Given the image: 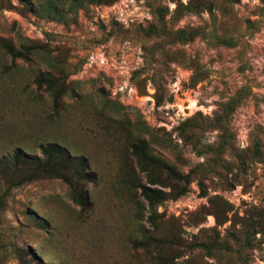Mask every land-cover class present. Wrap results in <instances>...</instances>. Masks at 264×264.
<instances>
[{
  "label": "rangeland",
  "instance_id": "374dc122",
  "mask_svg": "<svg viewBox=\"0 0 264 264\" xmlns=\"http://www.w3.org/2000/svg\"><path fill=\"white\" fill-rule=\"evenodd\" d=\"M187 1L0 0V166L15 153L40 158L47 146L85 164L73 188L39 179L7 197L4 174L0 264H154L156 254L166 264H241L240 257L264 264L259 234L242 256L209 257L194 246L215 230L228 238L231 222L216 227L203 210L210 197L226 200L238 217L264 208V157L239 182L234 166L221 168L227 186L213 175L207 197L193 182L186 195L154 211L139 189L146 176L131 146L143 143L187 173L206 163L204 151L221 140V117L233 151L222 154L223 162L234 163L235 153L249 158L256 143L264 150V0H210L212 15L185 13L175 21L177 4ZM155 7L166 9L169 31L194 28L205 37L166 44L163 55L158 40L139 32L155 23ZM6 44L27 48L28 59L12 60ZM46 74L55 79L51 92L37 83ZM235 103L227 114L225 105ZM74 195H82L83 206ZM148 237L153 243L141 246Z\"/></svg>",
  "mask_w": 264,
  "mask_h": 264
},
{
  "label": "trees",
  "instance_id": "16d2710c",
  "mask_svg": "<svg viewBox=\"0 0 264 264\" xmlns=\"http://www.w3.org/2000/svg\"><path fill=\"white\" fill-rule=\"evenodd\" d=\"M116 1L117 0H79L76 4L82 6L85 3L112 4ZM224 1L229 5H235L241 0ZM204 12H207L209 15L213 14V2L210 0H188L185 5L181 2L177 4L173 18L177 21L185 13L200 15ZM153 14L155 23L145 28H139V32L144 37L158 40L156 49L163 55L166 44H185L193 41L195 38L203 39L205 37L202 31L194 28L178 29L174 32L169 31L166 28L165 21L167 12L166 9L162 7H155ZM5 48L12 60H27L30 55L28 49L23 46L20 50H15L14 47L6 44ZM54 81L55 79L48 74L40 75L37 79L39 85H46L48 92L54 89ZM158 89L156 88L157 91ZM62 95L63 92L60 93L59 96ZM53 96L56 97V94ZM157 102L159 103L161 100L158 99ZM236 104L237 103L230 106L227 104L225 105L227 114L233 112ZM223 122V117L216 119L217 128L225 133L226 127ZM190 124L192 127L199 128V131L203 129L201 125L195 122ZM223 133L221 135V140L214 146L215 148H208L204 151L207 155L206 163L189 170L187 173H182L167 162L161 161L153 154H149L147 149L144 148L145 145L143 143L140 144L141 146H131L136 165L139 171L146 176V184L140 185L139 189L150 211H154L156 207L167 200H176L186 195L193 182H196L201 197H207L208 193L205 182L213 175L219 177V182L222 187L227 186L228 180L226 178L221 179V174L218 173L221 168L230 170V168L234 166L236 171L240 174L233 177L234 180L237 181L246 174L249 164L261 162L264 157V150H262L259 143L255 144L251 154L248 155L249 158L243 159V157L235 153L234 157L236 161H234V163L223 162L221 159L222 154L227 150L229 153L233 152L230 138L228 137L224 140L225 135H223ZM0 168L2 169V171H0V179H2L5 173H9L6 181L7 190L4 195V197H7L10 189L39 179H60L70 188H73L75 185H79L80 181L84 179L83 173L85 164L82 160L75 161L71 159L67 152L58 146H47L41 149L40 158H25L19 153H15L12 160L7 163L6 166H0ZM230 186L232 188L233 185ZM152 187L158 189H153ZM73 198L79 205H84L82 195H74ZM3 202L4 201L0 200V208L3 207ZM203 210L206 212V215L213 216L216 227H223L226 223L231 222L225 230L228 238L220 240L215 230L217 235L212 236L208 242L196 243L194 245L195 248H200L205 251L209 257L230 258L234 252H236L237 256L246 255L255 246L257 241L256 235L259 234L264 237V208L252 207L243 217H238L231 214V204L219 196H214L209 198L208 206L204 207ZM230 214L232 216H230ZM152 226H154V223H152ZM152 243L153 242L150 241L148 237V240L141 246L149 247ZM240 262L241 264H248V260L243 257H240ZM154 264H166V262L161 260L159 254H156L154 257Z\"/></svg>",
  "mask_w": 264,
  "mask_h": 264
}]
</instances>
